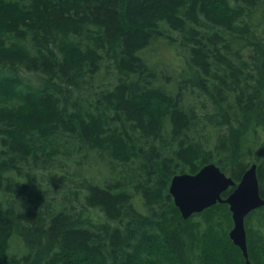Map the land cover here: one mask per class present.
Masks as SVG:
<instances>
[{
	"label": "trees",
	"instance_id": "obj_1",
	"mask_svg": "<svg viewBox=\"0 0 264 264\" xmlns=\"http://www.w3.org/2000/svg\"><path fill=\"white\" fill-rule=\"evenodd\" d=\"M160 39L186 54L178 80L143 56ZM105 61L115 76L94 88ZM82 149L138 166L133 190L78 168L56 174L82 180L78 205L48 198L36 175ZM263 149L264 0H0V264H246L228 205L184 220L168 188L209 163L237 183L255 163L264 199V161H247ZM245 219L248 259L264 264V206Z\"/></svg>",
	"mask_w": 264,
	"mask_h": 264
},
{
	"label": "rangeland",
	"instance_id": "obj_2",
	"mask_svg": "<svg viewBox=\"0 0 264 264\" xmlns=\"http://www.w3.org/2000/svg\"><path fill=\"white\" fill-rule=\"evenodd\" d=\"M165 33L173 36L174 38L178 37L176 32L170 31L169 28L165 27ZM185 52L183 49L176 45H170L165 40L160 39L153 43V45L143 51L144 58L148 60L150 66H155L158 74L159 73H167L172 76L174 80H178V73L183 72L186 68L185 61ZM20 75L31 82L32 85L37 86L39 84V78L33 74H27L24 71L19 72ZM115 76L114 65L112 61H105L103 63V67L100 71V77L104 78L102 82H100L101 78H97L95 83V87L98 85L106 86L108 82V78H113ZM114 80V79H113ZM158 84H162V82H158ZM100 88V87H99ZM207 101L204 100L199 94L194 93L191 95L189 92L184 95L183 105L185 107L194 106L197 112H200L201 109L204 110ZM204 106V107H203ZM208 131V130H207ZM206 133V132H203ZM214 133L213 131L211 132ZM65 150H60L61 154L57 156L56 161H54L48 169L43 171L45 174H37L36 180L42 184L44 191L46 190V196L48 198H53V200H61L64 203H70L78 205L77 200L75 199V193L79 194V200L83 199L85 189L81 184L80 178L75 180L74 182L63 181L58 182L57 173H66L71 174L75 169H82L84 172L85 178L88 180L93 179L96 183H100L101 185H105L108 182L115 183L116 181H121L125 183L126 189L131 192L133 190L134 177L131 178V169L134 171H138V166L135 165H123L116 162H111L110 160L103 159L97 155L94 151H88L85 149L82 150H73L70 155H66L64 153ZM70 151V150H66ZM252 160L264 161V149L263 150H255L252 154L247 157V161ZM229 173H226L228 175ZM126 179V181H125ZM58 182V183H57ZM58 184L60 186L57 189H53V185ZM32 188H36L35 185L31 186ZM49 187V189H47ZM44 204L47 203L45 199L43 201ZM137 208L140 212L146 214L147 209L140 203H137ZM246 221V219H245ZM11 253L12 254H21L23 252V246L21 240L15 236L12 239L11 243Z\"/></svg>",
	"mask_w": 264,
	"mask_h": 264
},
{
	"label": "water",
	"instance_id": "obj_3",
	"mask_svg": "<svg viewBox=\"0 0 264 264\" xmlns=\"http://www.w3.org/2000/svg\"><path fill=\"white\" fill-rule=\"evenodd\" d=\"M231 187L235 188L226 198H222V193ZM168 193L184 220L216 203L228 205L232 220L229 238L241 250L245 263L251 264L247 253L245 217L264 206L255 163L244 171L238 183L214 163L206 164L196 174L173 176Z\"/></svg>",
	"mask_w": 264,
	"mask_h": 264
}]
</instances>
